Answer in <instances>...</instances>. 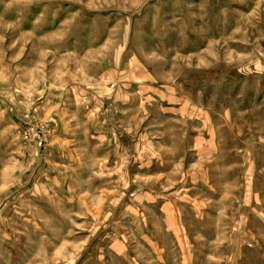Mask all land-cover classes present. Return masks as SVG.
<instances>
[{
	"label": "rangeland",
	"instance_id": "374dc122",
	"mask_svg": "<svg viewBox=\"0 0 264 264\" xmlns=\"http://www.w3.org/2000/svg\"><path fill=\"white\" fill-rule=\"evenodd\" d=\"M0 264H264V0H0Z\"/></svg>",
	"mask_w": 264,
	"mask_h": 264
}]
</instances>
